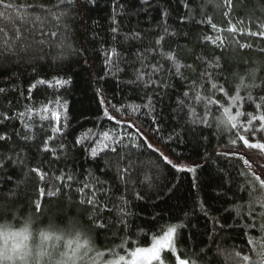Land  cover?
Here are the masks:
<instances>
[{"label": "trees", "instance_id": "16d2710c", "mask_svg": "<svg viewBox=\"0 0 264 264\" xmlns=\"http://www.w3.org/2000/svg\"><path fill=\"white\" fill-rule=\"evenodd\" d=\"M0 89V201L79 214L104 264L174 226L163 264L257 259L264 191L228 148L264 124V0H3Z\"/></svg>", "mask_w": 264, "mask_h": 264}, {"label": "clouds", "instance_id": "9594fccd", "mask_svg": "<svg viewBox=\"0 0 264 264\" xmlns=\"http://www.w3.org/2000/svg\"><path fill=\"white\" fill-rule=\"evenodd\" d=\"M90 225L79 214L40 212L0 201V264H104Z\"/></svg>", "mask_w": 264, "mask_h": 264}, {"label": "snow or ice", "instance_id": "6c2138e0", "mask_svg": "<svg viewBox=\"0 0 264 264\" xmlns=\"http://www.w3.org/2000/svg\"><path fill=\"white\" fill-rule=\"evenodd\" d=\"M2 2H3V0H0V3H2ZM5 7L6 8H11V7H14V5L7 4V5H5ZM213 27H215V26L213 25ZM112 31L115 33L117 31V29L113 28ZM233 31H234V29H233ZM112 54H115V50H113ZM41 83H43V81H41ZM57 83H60V81H58ZM213 87H215V85H213ZM3 91H4L3 89H0V92H3ZM100 102H101V104L107 103V101L104 100V99H102ZM145 107L149 108L150 111H154V106L152 105L151 99L149 100V103L147 105H145ZM65 108H66V106H65ZM104 114H105V116H108L109 119H116V117L114 115H109V111H108L107 108L105 109V113ZM21 115H23V114H21ZM239 115H241V113H237V116H239ZM54 116H55V118L57 120H59V114L58 113H54ZM6 118L7 117H5V119ZM228 119H229V121H234L235 117H229ZM259 120L264 122V115L260 116ZM155 122H156V118L153 117V123H155ZM249 124H251V121H249ZM127 126L128 127H133L135 125H134V122H133V123H128ZM231 127L232 128H236L237 125L235 123H232ZM157 130H159V129H157ZM56 131H59V129H56ZM141 131H142V129H139V128L137 129L138 133L141 132ZM244 132L247 134L248 138H245V136H243V135L240 136V139L243 140V145L246 146V148L249 149V150H256L255 155H259V156L264 157V135H259L258 138H255V134L264 133V124H262L259 129H257L255 127H246L244 129ZM104 136L108 137V133L105 132ZM254 138H255V142H250V140H253ZM4 139H5L4 136H0V140H4ZM233 143H235V141H233ZM105 147H107V145H105ZM147 147L152 149L154 152H158L160 154V156L163 157V160L167 164L171 165L172 168L176 169L178 172L179 171H185V170L194 171L193 168H190V167L189 168H185L184 166L179 165L178 162L174 161L173 159H170L167 154H165L159 147L154 146L152 143H148ZM112 151H115V148H113ZM91 155L93 157H95L97 155V151H96L95 148L92 149ZM244 156H248V158L245 159ZM241 159L244 160V164L249 165V167L251 166L250 163H249V161L252 159L251 155H249L248 153H245L243 156H241ZM261 175H264V172H262ZM41 179H43V177H41ZM69 179H71V177H69ZM256 179L260 180V176L258 175L256 177ZM260 182H261L262 185H264V180H261ZM88 203L91 204L92 201L89 200ZM177 227H179V226H174V227L169 228L168 231L164 234L163 238L160 239V240H157L152 245L151 249L137 248L135 250V252L132 253V255L134 257H136L139 254L148 251V252H151V254H152L151 258L152 259L159 260L160 256H161V250L167 249L168 250V254H171V252L174 251V249L172 247V241H173L174 235L176 233V228ZM261 255L264 256V251L261 252ZM244 259L247 260L248 257L245 256ZM120 260L123 261L124 257L121 256ZM132 264H136L135 260L132 262ZM178 264H188V262L186 260L180 259V260H178Z\"/></svg>", "mask_w": 264, "mask_h": 264}, {"label": "rangeland", "instance_id": "374dc122", "mask_svg": "<svg viewBox=\"0 0 264 264\" xmlns=\"http://www.w3.org/2000/svg\"><path fill=\"white\" fill-rule=\"evenodd\" d=\"M250 142H255V139L253 140H250ZM228 152L235 155V156H238L241 158V156H243L245 153H248L249 155L252 156V159L249 161L250 163V167L249 165H246L245 166L248 168V170L250 171L251 173V176L255 178V181L260 183V186L262 188V190L264 191V185L261 184V180H264V175H261L262 172H264V157L262 156H259V155H255V152L256 150H249L246 148V146L243 145V141L242 142H238V143H234V146H231L228 148ZM245 159L248 158V156H244ZM243 163H244V160L242 159ZM260 176V180H257L256 177L257 176ZM264 201V199H263ZM164 236V234L158 238H156L153 243L147 247V248H144V249H151L152 248V245L157 241V240H160L162 239ZM174 239H175V235H174V238H173V241H172V247L174 246ZM264 239H263V244L261 242V245L259 246V249L257 252V259L255 258L253 261H259L261 260V252L264 251ZM165 251H168L167 249H163L161 250V256H160V259L159 260H156V259H152L151 256V252H144V253H141L139 254L138 256L134 257L132 254H130L128 257H124V260L121 261L120 259L116 260V261H111L107 264H132V262L135 260L136 264H163L162 263V254L163 252ZM135 252V251H134ZM253 261H250L249 264H253ZM178 264V262H177ZM261 264H264L263 260L261 262Z\"/></svg>", "mask_w": 264, "mask_h": 264}]
</instances>
